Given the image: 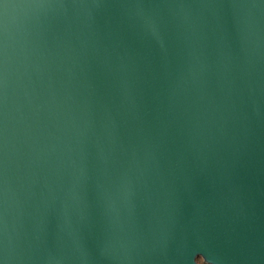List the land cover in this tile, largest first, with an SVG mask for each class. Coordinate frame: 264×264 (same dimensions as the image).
<instances>
[{"label":"water","instance_id":"water-1","mask_svg":"<svg viewBox=\"0 0 264 264\" xmlns=\"http://www.w3.org/2000/svg\"><path fill=\"white\" fill-rule=\"evenodd\" d=\"M264 264V0H0V264Z\"/></svg>","mask_w":264,"mask_h":264},{"label":"clouds","instance_id":"clouds-1","mask_svg":"<svg viewBox=\"0 0 264 264\" xmlns=\"http://www.w3.org/2000/svg\"><path fill=\"white\" fill-rule=\"evenodd\" d=\"M196 264H205V261L202 258H200L196 261Z\"/></svg>","mask_w":264,"mask_h":264}]
</instances>
